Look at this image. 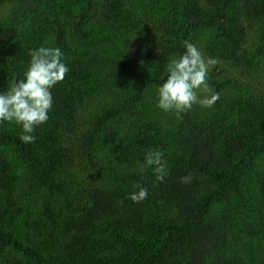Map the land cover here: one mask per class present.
I'll use <instances>...</instances> for the list:
<instances>
[{
    "label": "trees",
    "instance_id": "1",
    "mask_svg": "<svg viewBox=\"0 0 264 264\" xmlns=\"http://www.w3.org/2000/svg\"><path fill=\"white\" fill-rule=\"evenodd\" d=\"M186 41L219 99L177 116L156 93ZM40 46L70 72L34 143L0 124V264H264V0H0V91Z\"/></svg>",
    "mask_w": 264,
    "mask_h": 264
},
{
    "label": "clouds",
    "instance_id": "2",
    "mask_svg": "<svg viewBox=\"0 0 264 264\" xmlns=\"http://www.w3.org/2000/svg\"><path fill=\"white\" fill-rule=\"evenodd\" d=\"M215 63V60H206L195 44L186 41L185 51L170 58L167 64L163 75L167 78L157 88L156 107L177 116L191 111L194 105L212 108L219 99V93L208 83L209 68ZM69 72L59 47L40 46L31 50L23 78L13 80L7 90L0 91V124L14 122L22 129L20 140L34 143L36 129L48 121L53 108L52 89ZM144 168L152 169L156 182L162 183L168 175L167 161L159 150L146 153ZM191 178V174L182 176L181 182L189 183ZM134 187L136 190L129 194L133 202L140 203L148 198L147 187L139 184Z\"/></svg>",
    "mask_w": 264,
    "mask_h": 264
}]
</instances>
